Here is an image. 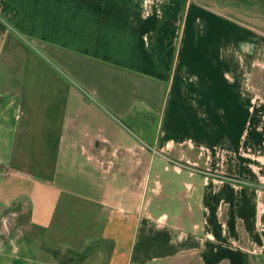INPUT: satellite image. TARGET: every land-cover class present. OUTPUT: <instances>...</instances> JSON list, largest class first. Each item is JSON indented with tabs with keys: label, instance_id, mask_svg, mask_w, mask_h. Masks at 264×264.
<instances>
[{
	"label": "crops",
	"instance_id": "crops-1",
	"mask_svg": "<svg viewBox=\"0 0 264 264\" xmlns=\"http://www.w3.org/2000/svg\"><path fill=\"white\" fill-rule=\"evenodd\" d=\"M239 147L264 148V0H0V178L112 174L119 200L64 204L96 264H264V154Z\"/></svg>",
	"mask_w": 264,
	"mask_h": 264
},
{
	"label": "rangeland",
	"instance_id": "rangeland-1",
	"mask_svg": "<svg viewBox=\"0 0 264 264\" xmlns=\"http://www.w3.org/2000/svg\"><path fill=\"white\" fill-rule=\"evenodd\" d=\"M148 121H150L149 132L152 131L154 137L157 135L161 137L160 131L157 132V117H153ZM233 131L236 133L235 130ZM122 132L123 137L128 138L132 143L137 141L139 144L142 142L138 139L145 141L149 139L145 133H140L138 129L126 121L122 124ZM197 138L198 136H194V139ZM207 141L209 142L206 144H216L217 147L201 146L195 147L194 150L199 152V156L202 153L208 157L210 155L218 156L219 161L216 169L222 170L224 163L222 164L220 157H224L226 154L228 156L231 155L229 152L231 151V147L220 144L219 141H216L215 137L208 138ZM186 144L190 149H193L194 142L192 140ZM256 151L264 154V148L254 147H251L249 152H244L239 147L237 153L257 155ZM152 153L155 158V171L165 172V165L161 161L160 156H165L167 152L157 149L152 151ZM152 153L149 152L147 155L145 166L148 165ZM208 157H204L203 159L209 164L211 161H209ZM75 174H79L80 178L73 180L74 183L67 184L64 179H59L56 182V186L61 188L59 189L60 191L52 189L50 186L51 181L47 179H13L9 177L6 180H2L0 178V188L5 186V181L8 184L5 189V196L0 200V264H96L97 258L95 257L96 259L93 260L92 258L96 255L97 243L95 241L88 243L89 246H86L89 249L86 252L85 250L82 251V245H85V243L82 244L80 241L82 234L87 233L88 230L92 232L93 228L68 225L70 222L67 220L68 214H66L67 209L64 207V204L69 200L71 202V209V206H80L85 203V200H82L85 197L98 201H102L105 198L109 201H117L120 198L118 195L113 196L103 191L104 188L108 190V186H114L112 174H104L103 172L96 174V179L101 190L90 188L88 186L90 180L81 178L80 173ZM117 182H120L122 189L130 185L129 180L123 178L117 180ZM67 186L74 188L69 189ZM69 191H72L74 194L69 195ZM131 197L133 198L134 196L131 195ZM146 202L144 200L142 203ZM128 203L127 201V205ZM5 236H9L14 241L10 242V244H4L3 239ZM83 238L85 239L86 237L83 235ZM110 242V240H106L107 249L110 244H113ZM110 253L112 252H106V263L110 261Z\"/></svg>",
	"mask_w": 264,
	"mask_h": 264
}]
</instances>
